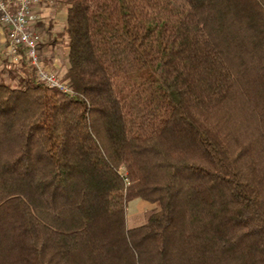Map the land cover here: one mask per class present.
I'll list each match as a JSON object with an SVG mask.
<instances>
[{
	"label": "trees",
	"instance_id": "1",
	"mask_svg": "<svg viewBox=\"0 0 264 264\" xmlns=\"http://www.w3.org/2000/svg\"><path fill=\"white\" fill-rule=\"evenodd\" d=\"M58 1L67 92L2 55L0 264H264V0Z\"/></svg>",
	"mask_w": 264,
	"mask_h": 264
},
{
	"label": "built area",
	"instance_id": "2",
	"mask_svg": "<svg viewBox=\"0 0 264 264\" xmlns=\"http://www.w3.org/2000/svg\"><path fill=\"white\" fill-rule=\"evenodd\" d=\"M53 0H0V28L6 29L8 45L3 49L11 65L19 63L22 50L24 57L35 67L36 76L48 87L67 92L65 82L43 63L40 53L41 36L35 32L36 9Z\"/></svg>",
	"mask_w": 264,
	"mask_h": 264
},
{
	"label": "crops",
	"instance_id": "3",
	"mask_svg": "<svg viewBox=\"0 0 264 264\" xmlns=\"http://www.w3.org/2000/svg\"><path fill=\"white\" fill-rule=\"evenodd\" d=\"M53 5H44L36 9L37 21L34 27L36 33L41 36L40 53L44 55L43 61L57 69L60 68L61 71L64 70L65 73L67 69V50L62 46L59 38L58 41H54V36L65 25L66 12L58 0H54ZM1 29L0 40H3L4 43Z\"/></svg>",
	"mask_w": 264,
	"mask_h": 264
},
{
	"label": "rangeland",
	"instance_id": "4",
	"mask_svg": "<svg viewBox=\"0 0 264 264\" xmlns=\"http://www.w3.org/2000/svg\"><path fill=\"white\" fill-rule=\"evenodd\" d=\"M53 3H54V1L52 3H48L46 5H50L51 6V5H53ZM2 43H3V40H0V69L2 67V65H1V63H2V54H3L2 53L3 52V50H2L3 49V44ZM227 56H229L228 62H229V60H233V61L235 60L236 61V56H233V55L232 56L227 55ZM42 58H44L43 54H41V59ZM45 65L47 66V68L50 71L54 72L58 77L63 76L64 70L61 71L60 68L57 69L54 66L47 65V64H45ZM233 70H234L233 71L234 73H236V74L238 73V71L235 68H233ZM121 171H122V169H121ZM152 209H153V205H151V204H149L146 201L141 200V199H135V200L129 202L127 204V207H126V221H127V225L129 227H133V226H137V225L142 224L145 221L147 215L149 214V212Z\"/></svg>",
	"mask_w": 264,
	"mask_h": 264
}]
</instances>
